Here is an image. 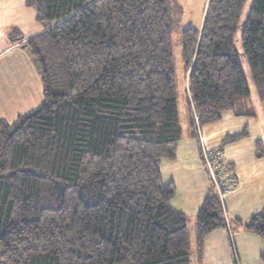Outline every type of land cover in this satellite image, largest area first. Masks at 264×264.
I'll use <instances>...</instances> for the list:
<instances>
[{
  "label": "trees",
  "instance_id": "trees-1",
  "mask_svg": "<svg viewBox=\"0 0 264 264\" xmlns=\"http://www.w3.org/2000/svg\"><path fill=\"white\" fill-rule=\"evenodd\" d=\"M173 1L24 0L45 26L22 43L44 99L0 118V264H191L188 218L160 170L183 138ZM246 2L207 0L201 25L181 32L192 138L225 111L264 122V0H253L242 37L252 84L235 43ZM247 136L202 149L210 186L197 215L200 255L216 229L264 239V208L231 218L205 158L220 156L237 177L222 153Z\"/></svg>",
  "mask_w": 264,
  "mask_h": 264
},
{
  "label": "crops",
  "instance_id": "crops-1",
  "mask_svg": "<svg viewBox=\"0 0 264 264\" xmlns=\"http://www.w3.org/2000/svg\"><path fill=\"white\" fill-rule=\"evenodd\" d=\"M11 7L16 8L17 19H21L23 30L31 28L33 31H23L20 36L12 38L4 31L5 35L0 36V118L9 122L37 108L44 99L41 76L22 43L33 34L44 30L45 26L35 22L34 14L27 8L24 0H0V22H3L2 17L12 12L9 9ZM12 24L6 22L5 26L10 28ZM3 27L2 24L1 29ZM245 130L248 131V136L226 145L222 153L226 161L234 166L240 181L239 186L226 194L223 201L231 218L248 219L264 208V155L260 156L256 146L257 141H261L264 151L262 120L238 116L230 110L225 111L220 120L205 125L200 130L199 140L192 138L190 131L184 137L183 129L176 158L167 160L164 164L166 166L177 163V166H171L170 169L180 170L179 178L182 174L188 176L185 183L189 186L182 190L177 180L171 179L169 182L176 187L172 205L191 220V264H264V239L249 232L232 233L224 228L216 229L205 237L202 255L198 249L197 215L210 186L205 166L202 164V149H216L228 135ZM183 151L189 153L187 169L179 164V154Z\"/></svg>",
  "mask_w": 264,
  "mask_h": 264
},
{
  "label": "rangeland",
  "instance_id": "rangeland-1",
  "mask_svg": "<svg viewBox=\"0 0 264 264\" xmlns=\"http://www.w3.org/2000/svg\"><path fill=\"white\" fill-rule=\"evenodd\" d=\"M173 4L175 6L176 10H180V14L178 16V26L177 29L174 32V57H175V69H176V87H177V98H178V108L179 113L184 129V137L188 134V132H191L190 126H189V115H188V106L186 104V91H185V82L183 81L184 74L182 73V69L180 68V65L182 63V54H181V32L184 28L193 26V27H199L201 25L202 19H203V13L205 10V6L207 4V0H174ZM253 4V0H247L246 6L243 10L240 25L238 27V30L235 35V43L236 47L239 53L240 62L242 64V67L244 69L245 75L248 79V82L252 84L251 82V74L248 67L246 56L244 55L243 51V44H242V37L244 28L247 22V18L249 16L251 6ZM29 10H32L34 14V20L37 24H42L41 22L37 21L35 17V9L33 7H27ZM12 12L4 17H2L3 22H0V36H4L5 32H7L9 37H18L21 35L23 31L26 33H30V31H33L31 28H28V30H23L21 19H17V12L15 7L9 8ZM12 22L10 28H6L8 26H5V23ZM3 24V29H1V26ZM44 31V30H42ZM40 31L39 33H41ZM34 33V32H31ZM37 33V34H39ZM33 34L31 37L37 35ZM180 50V51H179ZM184 83V84H183ZM188 157L189 153L188 151H183L181 154H179V164L183 166L185 169L188 168ZM167 160L169 159H163L160 163V170L162 175V180L164 183H167L171 181V179H175L178 181V185L180 186V190L183 189V187H187L185 182L187 180L186 177L187 174H182L180 178L178 177L179 171L178 169H170L171 166H177V163H172V165H166ZM192 161V159H190ZM204 165V163L202 162ZM167 168V170H166ZM208 176V175H207ZM179 179V180H178ZM209 179V178H208ZM188 218L187 223V232L189 240L192 238V227H191V220ZM197 227V223H196Z\"/></svg>",
  "mask_w": 264,
  "mask_h": 264
},
{
  "label": "built area",
  "instance_id": "built-area-1",
  "mask_svg": "<svg viewBox=\"0 0 264 264\" xmlns=\"http://www.w3.org/2000/svg\"><path fill=\"white\" fill-rule=\"evenodd\" d=\"M208 149L204 148V151H207ZM207 165L209 168V173L211 178L215 181L219 194L222 198L232 190H234L236 187L239 186V179L235 176H226L224 173V169L218 164L220 161V156L212 158L207 153L205 155ZM222 157V156H221Z\"/></svg>",
  "mask_w": 264,
  "mask_h": 264
}]
</instances>
